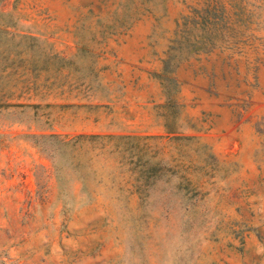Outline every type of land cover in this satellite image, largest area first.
<instances>
[{
  "label": "rangeland",
  "instance_id": "1",
  "mask_svg": "<svg viewBox=\"0 0 264 264\" xmlns=\"http://www.w3.org/2000/svg\"><path fill=\"white\" fill-rule=\"evenodd\" d=\"M0 264H264V0H0Z\"/></svg>",
  "mask_w": 264,
  "mask_h": 264
},
{
  "label": "trees",
  "instance_id": "2",
  "mask_svg": "<svg viewBox=\"0 0 264 264\" xmlns=\"http://www.w3.org/2000/svg\"><path fill=\"white\" fill-rule=\"evenodd\" d=\"M179 31V36H184L186 33V27L181 23V26L178 28ZM177 40V38H175ZM166 61V60H165ZM134 138L135 136H128L126 142L129 144V148L131 149L135 144H134ZM134 153V152H132ZM153 173V168L152 166H148L146 170V176L151 175Z\"/></svg>",
  "mask_w": 264,
  "mask_h": 264
}]
</instances>
